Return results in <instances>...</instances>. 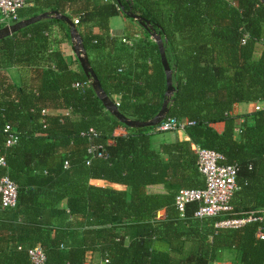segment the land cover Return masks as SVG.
Listing matches in <instances>:
<instances>
[{
    "label": "trees",
    "instance_id": "trees-1",
    "mask_svg": "<svg viewBox=\"0 0 264 264\" xmlns=\"http://www.w3.org/2000/svg\"><path fill=\"white\" fill-rule=\"evenodd\" d=\"M27 2L20 19L57 10L78 20L105 91L112 99L121 94L120 111L140 121L153 119L169 97L159 46L136 19L142 34L132 44L112 35L110 19L131 17L128 11L149 19L173 71L165 119L196 123L156 147L154 136L166 133L158 125L129 127L111 114L82 67L73 69L64 57L61 45L72 41L65 19L43 18L0 39V179L18 185L15 206L2 208L0 195V264H32L29 249L38 245L45 264H212L226 250L233 264H264V220L215 226L264 208V109L243 115L239 136V115L232 113L235 103L264 101V2ZM17 68L29 71L28 81L15 76ZM121 126L126 132L117 134ZM12 132L18 140L7 145ZM195 146L239 166L230 214L199 218L198 202L183 216L177 209L181 188L205 186ZM158 184L163 192L151 189ZM89 252L101 261L90 262Z\"/></svg>",
    "mask_w": 264,
    "mask_h": 264
},
{
    "label": "built area",
    "instance_id": "built-area-1",
    "mask_svg": "<svg viewBox=\"0 0 264 264\" xmlns=\"http://www.w3.org/2000/svg\"><path fill=\"white\" fill-rule=\"evenodd\" d=\"M27 0H0V24L5 26L20 20V10L27 6ZM75 22H78L76 20ZM126 40V39H125ZM75 86L83 83L76 82ZM120 104L119 101L116 102ZM196 121L188 118L170 117L163 120L157 130L161 132L179 133L188 126L194 125ZM6 129L14 130L11 125ZM18 136L15 132L9 133L7 145L17 142ZM198 153L199 169L205 177V186L200 188H181L175 199L177 209L183 216L189 203L198 202L199 208L195 215L199 218L217 217L227 215L233 211L231 203L234 193L239 189L237 176L239 166L237 164L225 163V156L213 149L196 146ZM95 147H90L94 152ZM0 165H5V160L0 156ZM0 195L2 208L13 207L17 204L18 185L7 175L0 179ZM264 220V208L253 209L243 212L236 217H224L217 221L215 226L220 228H238L248 223ZM259 236L264 238V232L259 231ZM32 264H45L46 254L41 246L29 249Z\"/></svg>",
    "mask_w": 264,
    "mask_h": 264
},
{
    "label": "water",
    "instance_id": "water-1",
    "mask_svg": "<svg viewBox=\"0 0 264 264\" xmlns=\"http://www.w3.org/2000/svg\"><path fill=\"white\" fill-rule=\"evenodd\" d=\"M119 3H121V0H117ZM264 2V0H262ZM128 14L138 20L144 27L148 28L151 32V36L153 39L157 42L159 46V50L161 53V59L163 62V65L165 67L166 76H167V92L166 94L169 96L163 103L160 111L155 115L153 119L147 120V121H140L137 119H130L128 116H126L124 113H122L116 104V102L108 95V93L105 91L101 80L96 73L94 67L91 64L88 52L85 48L83 37L81 36L77 26L76 22L73 21L69 16L64 15L60 13L57 10L51 11V12H44L41 14H38L36 16H33L31 18L27 19H20L19 21L5 25L4 27L0 28V39L9 36L20 29L38 21L43 18L47 17H57L61 19H65L71 26V38H72V44L74 46L75 53L79 59L80 65L86 75L91 79L92 86L96 90L97 94L99 95L100 99L103 101L104 106L106 109L113 115H115L120 121H122L124 124H126L129 127H136V126H157L159 125L165 118L167 117L169 113V102H170V96L173 94L175 90V86L173 84V71L170 66L166 49H165V43L163 41V37L158 31L152 26V23L149 19L141 16L138 13L128 11Z\"/></svg>",
    "mask_w": 264,
    "mask_h": 264
},
{
    "label": "crops",
    "instance_id": "crops-1",
    "mask_svg": "<svg viewBox=\"0 0 264 264\" xmlns=\"http://www.w3.org/2000/svg\"><path fill=\"white\" fill-rule=\"evenodd\" d=\"M4 27L0 24V28ZM110 27H111V33L115 36L125 37L124 41H126L129 44H132L133 39H137L141 37V30L139 24L134 20V18L128 17L123 13H120L116 16H112L110 19ZM152 37V36H151ZM153 38V37H152ZM63 54L65 59L69 62L71 67L75 70H80V62L79 59L75 53L74 46L72 44V41H64L61 45ZM13 73L16 77H19L23 81H28L29 77V71L27 69L17 68L13 70ZM113 100L115 102L121 100V94H114ZM264 109V101H249V102H238L235 103L233 106L232 113L234 115H239V117L236 118V131L237 135L239 136L240 129L242 128V125L245 121L246 114L253 113L257 110ZM215 128L219 131H222L224 129V123L218 122L214 124ZM126 128L121 126L116 129V133H125ZM179 133H172V132H166L162 134H157L154 136V143L156 147H159V145L162 142H169L174 139H176L179 136ZM196 148V146H195ZM92 183L98 186H106V187H113V188H119V189H126V185L117 184V183H111L106 180L101 179H94L92 180ZM151 189L153 191L157 192H163L164 186L162 184H158L155 186H152ZM160 216L164 215V211H161L159 213ZM225 254L223 255L224 258H220V260H216L214 264H233L232 257L233 254L224 251ZM226 256V257H225ZM87 258H91V261L99 262L101 261L100 256L97 255V253L89 252Z\"/></svg>",
    "mask_w": 264,
    "mask_h": 264
},
{
    "label": "rangeland",
    "instance_id": "rangeland-1",
    "mask_svg": "<svg viewBox=\"0 0 264 264\" xmlns=\"http://www.w3.org/2000/svg\"><path fill=\"white\" fill-rule=\"evenodd\" d=\"M139 26H140V25H139ZM224 254H225V252H222V254H221V258H224V257H223ZM225 257H226V256H225ZM88 260L91 261V258H90V259L88 258ZM218 260H220V258H219ZM212 264H214V263H212Z\"/></svg>",
    "mask_w": 264,
    "mask_h": 264
}]
</instances>
